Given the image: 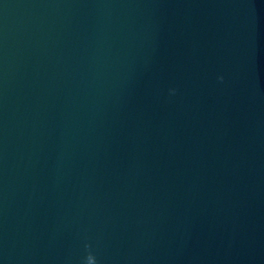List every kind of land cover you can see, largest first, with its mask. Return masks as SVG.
Masks as SVG:
<instances>
[{
	"label": "water",
	"instance_id": "95a60500",
	"mask_svg": "<svg viewBox=\"0 0 264 264\" xmlns=\"http://www.w3.org/2000/svg\"><path fill=\"white\" fill-rule=\"evenodd\" d=\"M89 256L264 264V0H0V264Z\"/></svg>",
	"mask_w": 264,
	"mask_h": 264
},
{
	"label": "clouds",
	"instance_id": "9594fccd",
	"mask_svg": "<svg viewBox=\"0 0 264 264\" xmlns=\"http://www.w3.org/2000/svg\"><path fill=\"white\" fill-rule=\"evenodd\" d=\"M222 79V77H221ZM88 264H94V258L92 256L88 257Z\"/></svg>",
	"mask_w": 264,
	"mask_h": 264
}]
</instances>
